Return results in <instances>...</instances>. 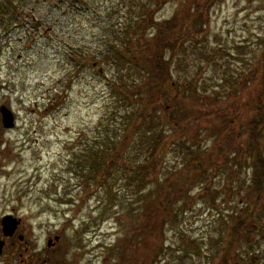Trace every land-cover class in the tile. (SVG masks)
<instances>
[{
	"label": "rangeland",
	"instance_id": "rangeland-1",
	"mask_svg": "<svg viewBox=\"0 0 264 264\" xmlns=\"http://www.w3.org/2000/svg\"><path fill=\"white\" fill-rule=\"evenodd\" d=\"M0 1V106L8 107L16 118L10 130L3 129L0 120V220L7 214L19 218L21 225L16 235H23L21 244L29 243L25 253L6 242L0 264H21V256L39 253L46 248L47 237L55 235L67 247L64 259L68 264H134L131 257L129 263L125 262V251L142 255L143 264H151L157 242L163 244L162 253L166 255L159 257L157 264L216 261L219 239L226 231L224 221L230 224L231 210L241 209L244 204L239 196L232 198L226 190L225 173L215 175L210 183V189L217 188L219 192L215 205L210 196L193 189L191 204L176 221L163 226L159 236H144L134 246L137 224L142 221L137 208L144 202V196L131 197L120 181L116 196L111 198L104 189H90V183L84 187L82 172L79 168L72 170L71 163L76 161L75 153L91 145H102V141L95 142L94 138L104 135L105 124L111 125L116 111L122 109L119 106L122 103L116 102L121 84L115 95L112 89L117 77L103 59L107 56L104 50L108 41L115 42L124 55H139L148 41L154 45L152 36L161 22L172 18L179 8L186 9L184 25L169 32L172 41L168 49L165 46L163 55H173L175 48L183 44L194 47L193 54L187 49V54L179 55H212L208 60L191 58L194 61L189 62L187 78L182 74V81L193 79V86L202 85L207 95L218 93L225 98L227 89L218 86L223 76L246 77L260 66L264 51V0H83L86 10L67 9L64 3L54 7L34 0H12L17 12L27 14L29 25L30 15L40 19L36 39L32 25L27 28L19 23L20 19L12 16L6 2ZM140 3L147 9L139 8ZM1 4H4L3 13ZM33 5L35 10L29 11ZM197 6L202 7L201 20L196 19ZM49 27L50 35H43L42 29ZM141 36L146 40L140 38L138 44L136 39ZM171 71L172 80L181 82L174 67ZM255 74L256 71L250 76ZM176 90L170 88L165 99L157 102L162 117L175 111L171 97ZM140 91L134 89L130 94L141 95ZM224 100L218 99L210 108L225 121L226 104L230 101ZM242 101L240 98L237 104ZM137 102L130 100L129 105H123L132 110ZM148 111H152L151 107ZM203 117L198 121L177 122L180 127L176 122L171 123L174 128H180L175 136L180 139L197 135L200 137H196V147L205 150L212 146V136L206 132L210 120ZM173 147L163 158L168 167L178 158ZM229 165L230 162L224 169L226 173ZM245 172L235 171L240 178L248 179L250 169ZM217 215L218 220L214 218ZM189 240L198 245V253L188 248ZM258 250L262 253L258 264H264V240ZM240 254L247 257L242 248ZM211 256L216 257L212 260Z\"/></svg>",
	"mask_w": 264,
	"mask_h": 264
},
{
	"label": "trees",
	"instance_id": "trees-1",
	"mask_svg": "<svg viewBox=\"0 0 264 264\" xmlns=\"http://www.w3.org/2000/svg\"><path fill=\"white\" fill-rule=\"evenodd\" d=\"M7 3L12 2L7 0ZM200 10L202 7L197 6L195 9L198 20L202 19ZM185 11L186 9L179 8L172 18L161 22L152 36L154 45H150L148 41L139 55H124L123 50L114 45L115 42H107L104 50L107 56L103 59L117 77L112 89L115 95L121 84L122 91L117 94L120 99L116 95V102L122 103L119 105L122 109L116 111L111 125L105 124L107 130L104 135L94 138L95 142L102 141V145H91L88 149L75 153L76 161L71 163L74 168L72 170L79 168L82 172L80 177L81 183L85 182L84 187L90 183V189H104L107 196L110 194V198L112 195L116 196L117 181L125 185L131 197L144 196V202L137 208V216L142 221L136 220L139 224L132 242L134 246L139 245L144 236H159L163 226L172 220L176 221L178 215L191 204L190 192L193 189L201 192L199 194L210 196L211 203L215 205L219 192L217 188L210 189V183L215 175L225 173L226 190L230 191L232 198L239 196L244 204L241 209L231 210L230 224L224 221L226 231L219 239L220 253L211 264H258L262 256L258 248L261 240H264V51L254 77L250 75L255 71L246 77L223 76L218 86L223 90L227 89V96L224 98L218 93L207 95L202 85L193 86V79L182 81V74L187 78L186 69L189 62L194 61L191 58L197 56L208 60L212 55H179L180 52L187 54V49L191 50L189 54H193L194 47H186L184 44L177 46L173 55H163L165 46L168 49L169 42L172 41L169 32L183 27ZM140 38V41L146 40L144 36L138 37V44ZM172 43L175 47L176 42ZM125 44L126 42L123 43ZM172 67L174 73L179 74L181 82L172 80ZM172 87L177 89L176 94L171 97L175 111L162 117L156 104ZM134 89L141 90L142 94H130ZM241 91L243 95L239 97ZM226 98L230 103L226 104L228 118L224 121L223 116L219 112L214 113L210 106L218 102V99ZM240 98L243 101L237 104ZM135 99L139 102L134 109L124 106ZM150 107L152 111L149 113ZM202 116L210 120V127L207 126L206 132L213 139L212 146L205 150L196 147L195 140L200 136L190 135L180 139L175 136V132L180 130L177 122L198 121ZM109 118L110 116L106 122ZM173 122L178 124L176 128L171 126ZM171 145L176 148L178 158L168 167L163 158ZM224 161L227 163L221 165ZM229 162V171L226 173L224 169L228 168ZM246 169H250L248 179L240 178L239 173L246 174ZM236 170L239 173L236 174ZM151 184L154 186L146 191ZM218 217L219 215L214 218L218 220ZM194 242L189 240L187 246L198 253L199 247ZM241 248L247 257L241 256ZM163 249L162 243L155 244L151 264H157L159 257L166 256L162 253ZM130 257L134 264H143L145 261L142 255L140 258L139 254L130 255L125 251L126 263H129ZM215 257L208 258L213 260Z\"/></svg>",
	"mask_w": 264,
	"mask_h": 264
},
{
	"label": "flooded vegetation",
	"instance_id": "flooded-vegetation-1",
	"mask_svg": "<svg viewBox=\"0 0 264 264\" xmlns=\"http://www.w3.org/2000/svg\"><path fill=\"white\" fill-rule=\"evenodd\" d=\"M2 1L6 2L4 4L7 5L9 7V9L11 10L12 16L20 19L19 23H21V24L24 23L27 28L32 27L31 30H32V34L34 35L33 38L36 39L38 32H39V29L41 28L40 19H38L37 17H35L33 15H30L31 21H32L31 22L32 26H31L28 24V22L26 20L27 14L17 12L15 9V3H13L12 0H11V2H12L11 4H8L7 0H2ZM34 1H35V3H38V2L48 3L49 5H52L54 7H57L58 3H64L66 8L71 9V10H82V9L86 10L87 9L85 7V5L83 4V2L85 0L84 1L83 0H58V2L56 0H43V1L42 0H34ZM4 4H1L2 9H3L2 13L4 12V7H3ZM139 5H140L139 8H142V10L147 9V7L144 8V6H145L144 4L140 3ZM34 6L35 5L30 6L29 11H34L35 10ZM110 8H112V7H110ZM9 16H10V14H9ZM12 16H10V17H12ZM51 31H52V29L50 27L48 29L43 28L42 34L46 35V36L50 35ZM28 33H30V32L28 31ZM13 217H15V216L13 215ZM20 225H21V220H20L19 226ZM16 233L17 232L15 231V233L13 234L12 237L4 238L2 235V232H1V225H0V240H3L5 242V244H6V242L9 241V243L11 242V245L16 246V247H20L21 251L27 253V251L29 250V243L23 242V244H21V240L23 239V235L22 234L16 235ZM15 235L17 236L16 239H14ZM11 240H14V241H11ZM16 240H17V242H16ZM66 248L61 243L60 236H56V235L53 237L48 236L47 240H46V248L45 249H43L42 251L40 250L39 253L37 252V253H35V255H33V253L30 252V254L27 256H21L20 262H21V264H68L66 262V260L64 259V255H65L64 252H65Z\"/></svg>",
	"mask_w": 264,
	"mask_h": 264
},
{
	"label": "water",
	"instance_id": "water-1",
	"mask_svg": "<svg viewBox=\"0 0 264 264\" xmlns=\"http://www.w3.org/2000/svg\"><path fill=\"white\" fill-rule=\"evenodd\" d=\"M101 71V70H100ZM0 120L3 129L10 130L15 126L14 113L5 105L0 106ZM20 223L19 218L13 217L11 214L4 215L1 218V232L4 238L12 237ZM5 242L0 240V255L2 254Z\"/></svg>",
	"mask_w": 264,
	"mask_h": 264
}]
</instances>
